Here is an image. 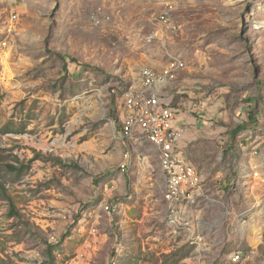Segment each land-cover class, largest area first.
Wrapping results in <instances>:
<instances>
[{
	"label": "rangeland",
	"instance_id": "1",
	"mask_svg": "<svg viewBox=\"0 0 264 264\" xmlns=\"http://www.w3.org/2000/svg\"><path fill=\"white\" fill-rule=\"evenodd\" d=\"M171 1L179 25L174 32L156 22L162 9L156 0H0V264H61L78 251L82 232L67 227L63 210L72 214L73 225L93 210L104 214L103 223L109 212L102 205L110 201L133 211V218L144 208L166 216L154 152L149 162L155 172L145 183L142 150L132 151L125 174L118 167L123 144L115 128L140 66H162L171 56L185 62V86L173 104L186 115L181 124L186 155L198 156L208 169L203 189L218 185L217 171L229 172L224 148L253 138L264 145V0ZM78 116L80 122L72 125ZM56 138L65 146L54 143ZM235 183H229L232 190ZM215 199L207 202L209 214L224 226L214 225L221 229L212 234L214 243L184 242L160 251L159 258H144L153 264H264L260 247L250 256L251 246L238 243V226L223 219L231 210ZM245 207L236 212L245 213ZM242 216L238 224L249 217ZM91 219L86 217V230ZM146 226L148 235L158 227L170 241L182 240L161 220ZM125 229L118 233L123 243L137 246L144 238L143 228L134 227L133 236ZM256 234L264 239V232ZM137 250L140 254L141 247ZM236 251L242 259L230 263ZM113 255L114 235L96 254V264H110Z\"/></svg>",
	"mask_w": 264,
	"mask_h": 264
},
{
	"label": "built area",
	"instance_id": "2",
	"mask_svg": "<svg viewBox=\"0 0 264 264\" xmlns=\"http://www.w3.org/2000/svg\"><path fill=\"white\" fill-rule=\"evenodd\" d=\"M175 10L176 4L173 1L166 2L156 15V22L168 31H176L179 25L173 18ZM16 16V13L11 15L12 19ZM185 67L181 58L171 56L160 68L146 65L139 69L137 82L129 85L124 93L120 133L123 138L147 141L158 149L159 166L163 173L162 197L167 211L165 223L173 236H181L185 243L199 246L204 240L203 234L197 231L194 221L186 213L203 195V177L179 148L184 134L179 121H183L184 113L179 107L170 105L169 101H163L160 96V91L175 81ZM127 158L128 153H123V162L119 164L121 171L125 170L124 160ZM257 173L253 172L254 175ZM102 208L116 215L120 210L114 202H106ZM71 216L67 210L60 212L61 219L68 223L70 230L82 232L83 242L81 248L63 258L61 264H93L92 252L97 250L100 229L95 222L89 223L88 229H85L88 224L87 213H81L75 225ZM258 247L264 254V239L261 238L256 246H251L248 255H254ZM121 253L120 244H116L110 264H118ZM241 259L239 251L228 256L230 263H237Z\"/></svg>",
	"mask_w": 264,
	"mask_h": 264
},
{
	"label": "crops",
	"instance_id": "3",
	"mask_svg": "<svg viewBox=\"0 0 264 264\" xmlns=\"http://www.w3.org/2000/svg\"><path fill=\"white\" fill-rule=\"evenodd\" d=\"M163 5L170 1V0H156ZM162 10V9H161ZM175 12V11H174ZM174 18V13H173ZM174 32V31H171ZM164 65V64H163ZM162 65V66H163ZM143 66H146L143 65ZM152 66V65H147ZM162 66H157L155 68H160ZM142 66L138 68L137 73L139 72V69ZM154 67V66H153ZM186 75H188L186 71V67L184 70L180 71L178 74V77L175 81L169 83L164 89L160 91V96L163 101H169L170 105L175 106L173 104L174 97L177 93L183 92V87L185 86L183 81L186 79ZM138 75L136 79L138 80ZM136 80V82H137ZM188 105V102H187ZM123 107H122V115H123ZM121 115V117H122ZM186 117L184 113V118ZM185 120V119H183ZM180 124H184L185 121H179ZM121 123L119 128H115V137L119 140L121 144H123V149L120 152V160L118 163L123 162L122 154L128 153V158L124 160L125 164V170L121 171L122 174H125L130 166V163L132 161V151H138L142 150L138 154L139 159V167L140 169H144V183L146 179L149 177L147 176L151 172H155V169L153 168L152 164H150L149 160L151 157L150 151L154 152V157L158 160V169L160 174L162 175L163 179V173L159 166V155H158V149L151 143L147 141H139L134 138H123L120 133ZM186 129L184 128V134L182 139L179 142V148L184 155V157L191 162L200 172L202 177L204 178L205 174H207V170L205 166H200L201 163L198 156L195 157H188L186 155V152L184 150V146L182 144L186 143ZM257 142V138H253L250 142H247L245 145L243 143H240L235 146H229L222 150L221 154L225 155L223 162L224 167H226V172L229 171L227 174L222 173V171H217L214 176L218 177L220 180L218 185L215 186L213 189L212 187L205 186L203 189V195L199 197L197 200L198 202L194 204L193 206H190L186 215L191 218L195 225L198 232L203 234L204 241L207 244L214 243L213 239L215 237L212 236L213 233H215L220 227H215L214 225H220L224 226L223 222H221V219H219L218 216L213 217V215L209 214V204L207 202H210L212 198H216V205H219L220 207H228L231 212L229 213V216L223 219H229L227 222V226L235 225L234 227L238 226L237 231H240L238 234V243L247 245L248 248L252 241H259L261 240V236L259 234H256L257 232H264V145L259 146L258 144H255ZM205 151V150H204ZM229 155V157H228ZM232 157L233 159H230ZM198 159V160H197ZM260 172V177L256 178V175L253 174L254 171ZM235 180L236 187L235 189H231L229 183ZM257 183V186H254L253 184ZM254 186L255 188H252ZM204 201V205L200 206V203ZM112 202V201H110ZM106 203V202H104ZM215 205V206H216ZM246 206V207H245ZM166 207V205H165ZM238 207H245L246 212H249V214H245L243 212L237 211L236 209ZM166 209V208H165ZM239 209V208H238ZM135 213L133 211L130 212V210L127 212L126 210H119V214H113V213H106V220L101 222L100 220L104 214H100L96 210H93V213H89V216H92L91 222L97 223V225H100V222L102 223V232L100 237L97 239V250L92 252L93 255V264H96L98 260H96V254L100 252V248H102L103 244L114 235V246L116 244H120L121 246V254L122 256L119 258L120 264H134L138 262V264H153L152 261H147L149 258V255L154 256V258H159V252H166L170 251V249L175 247H181L184 245V241L182 240H175L170 241V239L166 238L164 236V232L161 231L158 227H156L155 234L154 231H150V233H154V236L148 235L145 232H148L146 230H151L150 227L146 226L147 221H152L155 219L157 222L161 220L163 223L165 221V215L162 213H159L158 209H147L144 208V213L142 212L141 216L139 218H133L132 215ZM242 217H247L246 220L243 221V223L238 224V215H242ZM103 215V216H102ZM102 216V217H100ZM100 221V222H99ZM237 222V223H236ZM132 225V228L128 226V224ZM136 228H143L144 229V238H140V240L137 242V246L131 244V242H122V240L119 241L118 233L121 231V229H124V232L131 234L132 236L135 235ZM149 228V229H148ZM125 235V233H123ZM137 235H140L139 230L136 231ZM160 234V235H159ZM257 243V244H258ZM124 244V245H123ZM256 244V245H257ZM141 247V253H138L137 248L139 249ZM147 248V249H146ZM146 249V250H145ZM144 250V251H142ZM241 256H243L242 252L239 251ZM133 256H140V259L136 262V259L133 258ZM139 254V255H138ZM125 256V257H124ZM144 256L147 257V259L144 258ZM144 258V259H143ZM185 261V260H183ZM118 263V264H119Z\"/></svg>",
	"mask_w": 264,
	"mask_h": 264
},
{
	"label": "bare ground",
	"instance_id": "4",
	"mask_svg": "<svg viewBox=\"0 0 264 264\" xmlns=\"http://www.w3.org/2000/svg\"><path fill=\"white\" fill-rule=\"evenodd\" d=\"M80 120H81V118L78 116V117H76V118H74V120L72 121V125L73 124H78L79 122H80ZM70 130V129H69ZM54 143H57V144H60L61 146H65V144H64V141L62 140V139H60V138H56L55 140H54ZM41 145L43 146V147H45V143L44 142H42L41 143ZM87 145V144H86ZM73 148L74 149H80L79 147H77L75 144H73ZM86 148H89V145H87L86 146ZM260 242V241H259Z\"/></svg>",
	"mask_w": 264,
	"mask_h": 264
},
{
	"label": "trees",
	"instance_id": "5",
	"mask_svg": "<svg viewBox=\"0 0 264 264\" xmlns=\"http://www.w3.org/2000/svg\"><path fill=\"white\" fill-rule=\"evenodd\" d=\"M248 121H249V122L254 121V115H253L252 112H249V113H248ZM242 127H243V126L239 125V126L235 127L233 131L235 132V131H237V130H240Z\"/></svg>",
	"mask_w": 264,
	"mask_h": 264
}]
</instances>
